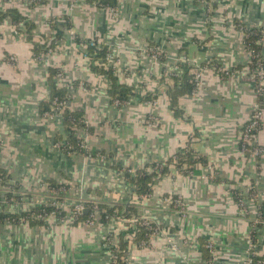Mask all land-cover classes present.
I'll list each match as a JSON object with an SVG mask.
<instances>
[{"label":"crops","instance_id":"obj_1","mask_svg":"<svg viewBox=\"0 0 264 264\" xmlns=\"http://www.w3.org/2000/svg\"><path fill=\"white\" fill-rule=\"evenodd\" d=\"M112 2L117 14L98 0L0 1V16L12 10L24 18L19 25L10 16L0 18V169L7 175L0 176V214L16 216L0 220V264H112L114 249L125 243L126 264H207L211 254L214 264H244L253 229L256 257L264 263V155L248 158L240 147L257 91L245 70L251 53L239 29L264 26V0H210L209 6L199 0ZM64 18L71 30L47 53L63 32L58 24ZM76 36L106 43L116 56L119 82L135 91L144 85L143 95H156V108L139 95L117 107L106 78L92 72ZM150 45L166 54L164 61L143 53ZM182 56L238 70L228 76L204 72L196 93L179 100L183 117L172 109L161 81L164 73L177 72ZM53 83L68 93L67 110L87 122L74 136L103 156L67 155L55 146L71 133L62 117L41 114ZM261 122L258 141L264 147V102ZM190 141L207 165L195 164L192 174L171 168L155 178L149 197L132 202L124 171L165 164ZM59 186L70 190L69 197L76 198L78 189L98 206L118 207L119 215L137 206L138 216L162 232L140 246L139 228L126 241L134 228L116 217L106 222L101 212L93 223L54 215L35 224L23 220L51 201V188ZM173 197L183 201V211L170 202Z\"/></svg>","mask_w":264,"mask_h":264},{"label":"built area","instance_id":"obj_2","mask_svg":"<svg viewBox=\"0 0 264 264\" xmlns=\"http://www.w3.org/2000/svg\"><path fill=\"white\" fill-rule=\"evenodd\" d=\"M0 1H4V2H26L29 5H38L44 0H0ZM75 1H82V0H75ZM83 1H88V0H83ZM199 1L206 3L209 6L210 0H199ZM110 9L113 11V13L117 14L115 9H113V8H110ZM239 29L241 32H243L244 37H245V43L247 45L248 50L251 53V59H250L248 65L246 66L245 70L249 74L251 79L254 80L255 88L257 91V104L255 105L254 112H253L250 120L243 127L241 134H240V147H241V150L243 153L245 151L249 150V152L251 153V156L261 158V156L264 155V147H262L259 144L258 134H259L261 127H262V122H261L262 121V108H263V102H264V101L263 102L259 101V98H264L263 97L264 96V26H262L260 28H255V29H247L244 26H239ZM252 36L255 39L252 40L250 44H248L246 41L248 38H250ZM92 44L94 45L95 42H92ZM98 44L101 45L102 42L98 41ZM50 51H51V49H49L47 51V53ZM143 53L145 55L155 59V60H160V55L165 54L162 52V50L158 46H156V47L148 46L147 48H145ZM107 60L110 64H112V65L114 64V62L116 61V56L114 54V51H111L108 54ZM114 68H115V66H114ZM188 68H191L190 71H191V74L193 75V79L195 82V90H194L193 94H195L196 91L198 90V87L200 86V80H201V77H202L204 72L212 69V70L216 71L217 73H219L220 75H227L228 76L229 74L236 73L238 71V70H231V71L228 70L227 71L224 69V67L221 64H218V63L209 64L207 66H201V65H198L196 62H191L188 59H186L184 56H182L181 58H179V66L177 67V72L174 73V75L176 77H180L181 72L184 70L187 71ZM58 75L61 76L62 74L59 73ZM166 76H169V75L166 74ZM106 83L108 85V82H106ZM141 93H142V90H141ZM143 93H145V92H143ZM113 103L119 108H123L124 106L127 105V104L120 103L118 100L113 101ZM148 103L152 107L156 108L157 99L155 101H149ZM65 110H67V100L61 101L59 98H55L52 101L51 111L47 112L44 115V117L47 119H50V120H55L58 117H62ZM81 121L85 124V127L87 128V122L85 121V119L83 118L82 120H80V122ZM72 123H73V130L76 131V129L79 127V124L76 122L75 119L72 120ZM193 138H194V136H193ZM55 146L58 149H60L61 151L63 150V148H65V146H67V149L69 151L73 150L72 146H68L64 142L63 143L62 142L56 143ZM80 148L90 150L89 147L87 146V144L85 143V141H83V140L80 144ZM185 150H186V148H185ZM185 150H183L182 152H184ZM75 154H79V153H72L69 155H75ZM193 159H198L196 154L193 155ZM166 167L170 170H171V168H177L176 161L174 163L169 164V165L160 164L155 169L151 168L149 171L150 172L156 171L157 173H161V171ZM177 169L179 170V168H177ZM179 171L181 172V170H179ZM134 173L135 172H132V174H134ZM163 176H165V175L158 174L156 178L160 179ZM212 177H214V175H212ZM2 179L4 180V178H1V180ZM7 192H10V190H8ZM130 192L132 194L131 201L134 203H140L139 200H143L144 198L149 197V195L138 196L137 192H136V187H134V186L130 187ZM51 193H52V200L47 202L44 207L52 208L53 211H51L50 213H47L46 210L44 209L41 213L34 215L33 216L34 219L43 221L47 217H49L50 215L59 216L62 213H66V216L63 217V219L67 218V216H68V217L73 218L75 220H79L80 217L84 215V211L88 210L90 212V216L87 220V223H93L95 218L97 217V215L100 214V210L98 208V205L95 203H92L90 200L84 199L82 194L79 195V193H81V191H79L78 189L76 190V198H74V199H72V197H69L70 190L65 186H59L56 188H51ZM170 202L173 203V205L176 206L181 211H183L185 208L184 203L180 198L173 197L170 199ZM239 203H240L241 208L243 210H245L246 206H245L244 200L239 201ZM115 217L125 224L129 223L134 228V230L128 231L125 234V240L126 241L127 240L129 241V240L135 238V235L137 233L139 226L145 227L149 231V235H157V234H160L162 232L159 227L155 226L154 224H152L151 222L146 221V220L140 221V219L137 216H132L130 219L126 220L124 215H119L118 213H115V215L106 216V219L109 221ZM23 220H26V219H23ZM260 222H261L260 218L256 220V223H260ZM252 231L253 232L251 233V235L249 237V241H248V243H249V254H248L244 264H264L262 260H260L256 257L255 250H256V244L257 243H256V239H255V230L253 229ZM107 244H109V245H107ZM110 244H112V237L109 236L106 239V245L110 246ZM145 244H146V241H143L141 243L142 246H144ZM208 248H209L210 252L213 253L212 245H209ZM117 250H118V252H121V253L126 252V250H123V251L120 249H117ZM127 257H128V254L126 255V257L122 258V260H124L126 263H127ZM116 263H117V259H115V256H114L112 264H116ZM207 264H214L212 254H211V258L208 259Z\"/></svg>","mask_w":264,"mask_h":264},{"label":"trees","instance_id":"obj_3","mask_svg":"<svg viewBox=\"0 0 264 264\" xmlns=\"http://www.w3.org/2000/svg\"><path fill=\"white\" fill-rule=\"evenodd\" d=\"M95 1L96 0H88L87 2L93 3ZM98 5L100 7L113 8L117 10V6L115 3L112 2V0H98ZM6 16L7 17L10 16L12 21L17 25L21 24L24 21V18H21V16L16 11L10 10L7 14L0 16V18H5ZM25 25L28 26L30 24H25ZM58 25L63 28L62 29L63 32L57 35L56 39L52 41V43L48 47V50L51 49L52 47H55L56 42L62 39V37L64 36V31L71 30V24L67 18H64V21L59 22ZM31 29L32 27L30 28V26L27 27L26 29L27 30L26 32L28 33L27 35L29 38L32 37ZM254 39L255 38L252 36L248 38L246 42L250 44L251 41ZM75 40L79 45H81L86 50V54L90 60V67H91L92 72L96 75H101L106 78V82H108V94L109 96H111L112 101L118 100L120 103L128 104L130 102V97H133L136 95H139L142 100L148 101V102L155 101L157 99L156 95H152V93L150 92H145L143 95L141 93V89H144L145 86L142 84L140 85L141 88L138 87L135 91V88L121 84L119 82V78L116 75V70L114 66L110 64L107 60V56L111 52V50L106 43L102 42V44L99 45L98 40H95V41H90L86 39L83 40L78 36H76ZM92 42H95V44L93 45ZM150 46L156 47L155 45H150ZM165 58H166L165 54L160 55V61H164ZM201 66H207V65H201ZM190 70L191 68H188V70L185 72L180 86L176 84V81H178L179 78L176 77L174 74L169 77V76H166V73H164V76L161 78L162 83H164L168 87L167 93H168V96L171 102L172 109L178 114V116H181V117H183V111L180 109V102H179L180 98L187 96V95H192L195 90V82H194L193 75L191 74ZM55 73L58 74L59 72L56 71ZM55 98H59L61 101H66L68 99V93L64 89H59L56 86V84L53 83L52 94H51L50 100L46 102V104H44L41 109V114L43 116L47 112L51 111L52 101ZM259 101L263 102L264 99L259 98ZM62 119L64 121L65 128L67 129V131L71 133L70 135L71 137L65 140L64 143L67 144L68 146L73 147V150L69 151L67 149V146H65V148H63L62 150L63 153L67 155L72 154V153H79V154L81 153L85 156L93 157V158L97 156H103V154L100 152L80 148V144L82 140L74 136L75 130H73L72 120L75 119L76 122L79 124V126L85 127V124L82 121L80 122V120L83 119V116L81 113H78V112L73 113L68 110H65L63 113ZM61 142L62 141L59 140L56 143H61ZM194 154L196 153L194 152L192 148V143L190 141V143L187 144L186 150L184 152H179L178 154L173 156L170 160H168L165 164L169 165L176 161V166L177 168H179V170H181L182 173L192 174L194 171L195 164L201 163L203 165H207L206 159H204L201 156H199L198 159H193ZM244 154L248 158L251 156V153L249 152V150L245 151ZM158 165L160 164L149 165L145 167L144 169L136 170L134 174H132L130 169H127L124 171V179L127 181L129 185L136 187V192L138 196L150 195L152 193V185L154 184L155 178L157 177V175L158 174L165 175L166 173L169 172V169L167 167L164 168L161 171V173H157L156 171H151V172L149 171V168L155 169L156 167H158ZM0 176L5 177V178L7 177V175L1 169H0ZM55 186H58V185H55ZM236 200L238 202L243 200L239 192H236ZM98 208L100 209V212H101L100 215L102 219L107 222L108 220L106 219V216L114 215L115 209L118 207L111 208L106 205H99ZM44 209L46 210L47 213H50L51 211H53L52 208L42 207V208L34 209L32 211L25 213L24 218L27 221H29L31 224L40 223L41 221L34 219L33 216L37 215L38 213H41ZM137 212H138L137 206H129L126 209L124 217L126 218V220H128L131 218L130 216H137L140 219V221H142V219L138 216ZM89 216L90 215H83L80 217L78 221H84V220L87 221ZM14 217L16 216L0 214V220L7 219V218H14ZM59 217L61 218L65 217V213L60 214ZM148 238H149V231L145 227L139 226V231L136 237L137 242L139 241L138 242L139 245L141 246V243L143 241H147ZM126 246H127L126 243L122 244L120 250L122 251L127 250ZM114 252H115V259H117L116 264H126V262L122 260V258L126 257L127 251L125 253H121V252H118V250L114 249Z\"/></svg>","mask_w":264,"mask_h":264},{"label":"water","instance_id":"obj_4","mask_svg":"<svg viewBox=\"0 0 264 264\" xmlns=\"http://www.w3.org/2000/svg\"><path fill=\"white\" fill-rule=\"evenodd\" d=\"M84 214H88V210H85V211H84Z\"/></svg>","mask_w":264,"mask_h":264},{"label":"rangeland","instance_id":"obj_5","mask_svg":"<svg viewBox=\"0 0 264 264\" xmlns=\"http://www.w3.org/2000/svg\"><path fill=\"white\" fill-rule=\"evenodd\" d=\"M72 199H74V198H72Z\"/></svg>","mask_w":264,"mask_h":264}]
</instances>
